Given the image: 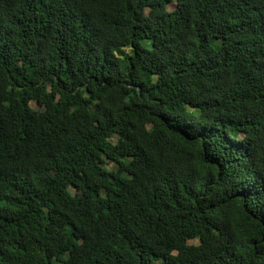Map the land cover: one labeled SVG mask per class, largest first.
I'll return each mask as SVG.
<instances>
[{"label": "trees", "instance_id": "trees-1", "mask_svg": "<svg viewBox=\"0 0 264 264\" xmlns=\"http://www.w3.org/2000/svg\"><path fill=\"white\" fill-rule=\"evenodd\" d=\"M0 264H264V0H0Z\"/></svg>", "mask_w": 264, "mask_h": 264}, {"label": "rangeland", "instance_id": "rangeland-1", "mask_svg": "<svg viewBox=\"0 0 264 264\" xmlns=\"http://www.w3.org/2000/svg\"><path fill=\"white\" fill-rule=\"evenodd\" d=\"M174 7H175V4H171V5L168 6V8H169L170 10H172ZM219 7H220L223 11L227 10V6H226L225 2H220V3H219ZM31 106H32L33 108L39 109L40 111L43 110V106H40V105H38V104L35 103V102H31ZM109 166H110L111 168L114 167L113 165H109Z\"/></svg>", "mask_w": 264, "mask_h": 264}]
</instances>
